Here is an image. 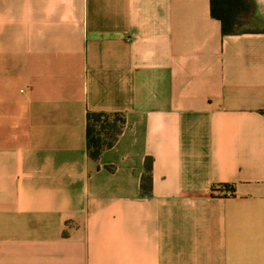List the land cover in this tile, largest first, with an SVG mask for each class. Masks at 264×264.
Instances as JSON below:
<instances>
[{"label": "crops", "instance_id": "obj_1", "mask_svg": "<svg viewBox=\"0 0 264 264\" xmlns=\"http://www.w3.org/2000/svg\"><path fill=\"white\" fill-rule=\"evenodd\" d=\"M88 112L125 121L97 160ZM0 264H264V32L209 0H0Z\"/></svg>", "mask_w": 264, "mask_h": 264}, {"label": "trees", "instance_id": "obj_2", "mask_svg": "<svg viewBox=\"0 0 264 264\" xmlns=\"http://www.w3.org/2000/svg\"><path fill=\"white\" fill-rule=\"evenodd\" d=\"M243 0H209L210 16L220 24L222 35L237 33H252L256 31L234 30L238 26L237 20L241 14ZM125 125L122 115L113 113H86L85 116V140L86 153L91 160H97L103 151L111 148ZM151 161H145L147 175L141 179V190L148 194L151 189L150 177ZM233 192L232 187H219Z\"/></svg>", "mask_w": 264, "mask_h": 264}, {"label": "rangeland", "instance_id": "obj_3", "mask_svg": "<svg viewBox=\"0 0 264 264\" xmlns=\"http://www.w3.org/2000/svg\"><path fill=\"white\" fill-rule=\"evenodd\" d=\"M237 23L238 26L234 28L237 32L249 30L264 32V5L259 0H243Z\"/></svg>", "mask_w": 264, "mask_h": 264}, {"label": "bare ground", "instance_id": "obj_4", "mask_svg": "<svg viewBox=\"0 0 264 264\" xmlns=\"http://www.w3.org/2000/svg\"><path fill=\"white\" fill-rule=\"evenodd\" d=\"M261 2L262 5H264V1L263 0H259Z\"/></svg>", "mask_w": 264, "mask_h": 264}, {"label": "water", "instance_id": "obj_5", "mask_svg": "<svg viewBox=\"0 0 264 264\" xmlns=\"http://www.w3.org/2000/svg\"><path fill=\"white\" fill-rule=\"evenodd\" d=\"M264 1V0H263Z\"/></svg>", "mask_w": 264, "mask_h": 264}]
</instances>
